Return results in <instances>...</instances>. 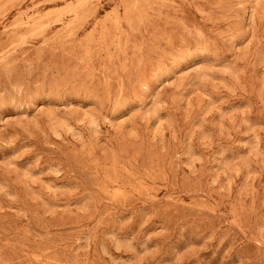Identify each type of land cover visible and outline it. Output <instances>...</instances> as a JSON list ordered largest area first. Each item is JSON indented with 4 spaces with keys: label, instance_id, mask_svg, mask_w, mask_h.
Wrapping results in <instances>:
<instances>
[{
    "label": "rangeland",
    "instance_id": "374dc122",
    "mask_svg": "<svg viewBox=\"0 0 264 264\" xmlns=\"http://www.w3.org/2000/svg\"><path fill=\"white\" fill-rule=\"evenodd\" d=\"M0 264H264V0H0Z\"/></svg>",
    "mask_w": 264,
    "mask_h": 264
}]
</instances>
